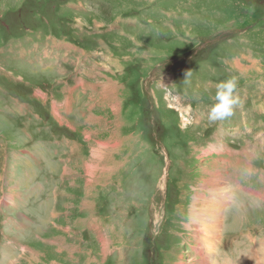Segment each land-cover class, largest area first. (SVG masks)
Instances as JSON below:
<instances>
[{"label": "rangeland", "instance_id": "rangeland-1", "mask_svg": "<svg viewBox=\"0 0 264 264\" xmlns=\"http://www.w3.org/2000/svg\"><path fill=\"white\" fill-rule=\"evenodd\" d=\"M231 77L241 105L212 122L215 85ZM216 202L211 231L192 222ZM254 255L264 0H0V264Z\"/></svg>", "mask_w": 264, "mask_h": 264}, {"label": "clouds", "instance_id": "clouds-1", "mask_svg": "<svg viewBox=\"0 0 264 264\" xmlns=\"http://www.w3.org/2000/svg\"><path fill=\"white\" fill-rule=\"evenodd\" d=\"M214 103L211 105L208 118L212 122L225 121L233 116L234 110L241 105L238 96V79L231 77L215 85Z\"/></svg>", "mask_w": 264, "mask_h": 264}, {"label": "bare ground", "instance_id": "bare-ground-1", "mask_svg": "<svg viewBox=\"0 0 264 264\" xmlns=\"http://www.w3.org/2000/svg\"><path fill=\"white\" fill-rule=\"evenodd\" d=\"M240 64V63H239ZM241 67V66H240ZM242 68H243V66H242ZM241 69V68H240ZM243 70V69H242ZM211 175H212V173H211ZM214 175H216V174H214ZM214 177V176H213ZM212 177V178H213ZM217 177H219V176H217ZM215 179V178H214ZM218 179V178H217ZM209 181H210V179H209ZM218 183H220V184H218ZM223 183L222 182H220L219 180H217L215 183H214V185H213V187H210V188H214L213 189V191L214 192H217V193H219V194H222V193H226L225 192V187H224V185H222ZM206 185H208V184H205V186ZM210 186V185H209ZM208 187V186H207ZM232 193V192H231ZM198 196V195H197ZM220 196H222V195H220ZM199 198V197H198ZM197 198V199H198ZM204 198V197H203ZM221 199V198H220ZM195 203V202H194ZM217 204H212V205H206V207H208L209 208V210H212V212H210V213H208L207 215H204L202 212H199V210H193L192 211V214H191V220H192V222H195V223H201L202 225H203V222L205 221V226H206V229L207 230H210V226H209V224H207V222L208 221H213V222H215V221H217V218H218V215H219V212H220V209H221V207H218L219 209H217V206H218V202H216ZM196 206V205H195ZM199 206V205H198ZM201 206V205H200ZM220 206V205H219ZM203 207H204V205H203ZM201 210V209H200ZM205 210V208L203 209V211ZM207 221V222H206ZM210 223V222H209ZM217 223V222H216ZM198 227V226H197ZM211 231V230H210ZM218 231V230H217ZM213 232H215V231H213ZM211 233V232H210ZM202 234V233H201ZM216 236V235H215ZM214 237V236H213ZM213 237L211 236V235H208V238H212L213 239ZM217 238H218V236H216ZM219 240V239H218ZM216 242H215V240L214 241H212L211 242V240H208L207 241V246H208V250H211L210 251V255H213L214 254V248H213V245L215 244ZM200 244V243H199ZM198 247V246H197ZM204 248H206V247H204ZM257 249H258V247H257ZM256 249V250H257ZM263 250V249H262ZM254 251V250H253ZM253 251H252V253H253ZM260 251V250H259ZM255 253V252H254ZM251 254V253H250ZM258 254V253H257ZM209 258V257H208ZM263 260L264 259H262V258H259L258 257V255L257 256H255L254 255V257H248V258H246V264H262L261 262H263ZM219 262V261H218ZM216 263V264H220V263ZM200 264H208V259H206L205 258V260H203V261H201V263ZM263 264H264V262H263Z\"/></svg>", "mask_w": 264, "mask_h": 264}, {"label": "flooded vegetation", "instance_id": "flooded-vegetation-1", "mask_svg": "<svg viewBox=\"0 0 264 264\" xmlns=\"http://www.w3.org/2000/svg\"><path fill=\"white\" fill-rule=\"evenodd\" d=\"M235 155H237V156H239L238 154H233V156H235ZM245 157V156H244ZM233 162H235V164L237 165L239 162L238 161H233Z\"/></svg>", "mask_w": 264, "mask_h": 264}, {"label": "crops", "instance_id": "crops-1", "mask_svg": "<svg viewBox=\"0 0 264 264\" xmlns=\"http://www.w3.org/2000/svg\"><path fill=\"white\" fill-rule=\"evenodd\" d=\"M80 85H82V88H84V85H83V83L81 82L80 84H77V86H80Z\"/></svg>", "mask_w": 264, "mask_h": 264}, {"label": "built area", "instance_id": "built-area-1", "mask_svg": "<svg viewBox=\"0 0 264 264\" xmlns=\"http://www.w3.org/2000/svg\"><path fill=\"white\" fill-rule=\"evenodd\" d=\"M234 154V153H233Z\"/></svg>", "mask_w": 264, "mask_h": 264}]
</instances>
